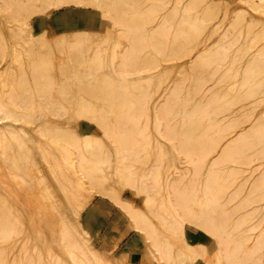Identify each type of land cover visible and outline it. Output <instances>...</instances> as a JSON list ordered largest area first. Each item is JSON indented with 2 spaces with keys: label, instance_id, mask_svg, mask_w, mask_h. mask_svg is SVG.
<instances>
[{
  "label": "rangeland",
  "instance_id": "374dc122",
  "mask_svg": "<svg viewBox=\"0 0 264 264\" xmlns=\"http://www.w3.org/2000/svg\"><path fill=\"white\" fill-rule=\"evenodd\" d=\"M261 3L260 0H156L153 19L147 23V28L140 27L143 31L119 23L121 17L129 20L140 8L139 3L124 0H74L69 4L53 5L49 12H35L27 17V22L24 17V22L21 21V16L18 17L20 21L16 20L17 12L13 10L14 14L11 8L3 10L4 13L1 9L5 7L0 6V12H3L0 13V71L8 67L11 71L13 64L17 68L25 66L21 73L18 70L16 75L9 76L10 72L6 71L5 77L0 78V119L8 116L6 122L2 121L7 123L18 118L22 122L18 124L25 132L18 139L11 135L3 141L0 138V216L13 219L9 225L12 237L0 238V264H165L166 260L168 264H225L226 259H221L220 254L223 255L225 247L229 246L227 237L220 234L219 238L206 232L207 226L199 219L200 211L197 212L202 209L203 213H214V208L217 212L231 209V215L226 214L227 226L232 218L233 221L249 212L250 217L247 216L244 223L242 221L240 229L238 226L233 231L240 230L239 236L246 237L244 246L255 256L252 258L257 259L252 264H258L264 255L263 242L262 249H259L260 245L256 246L259 250L254 249L255 239H259L264 230V183L262 179L259 181L262 178L260 170L264 172V167H260V172H253L250 167L249 173L244 171L243 176L229 178L234 183L246 180L241 189L243 192L237 190L234 199L231 197L234 184L222 190L221 200L215 193H210L212 190L207 191L209 194L202 192L207 190L206 179L212 172L210 160L221 152L226 142L234 139L239 131L250 129L256 121L261 124L262 143L253 145L249 142L252 145L249 151L253 166L264 162V51L261 52L262 48L264 50V15L260 13L263 12ZM11 13L15 20L9 19ZM165 19L166 23L162 22ZM157 30L167 37L160 39ZM150 32L152 36L146 41L147 36L143 34ZM132 46L138 52L133 51ZM170 48L179 52L177 59L169 55ZM207 50L209 53L204 55L205 58L192 65L195 58ZM122 56L125 62L121 61ZM165 58L169 60L163 61ZM146 61H151L153 66L148 68ZM131 63L133 66L128 68ZM174 80L178 81V86ZM106 82L118 89L112 92L109 86L108 92L103 89ZM170 85L174 86L172 90ZM167 87L169 91H177L175 95V90L173 95L168 92L176 99L172 97L174 100L168 101L171 104L166 102L169 106L164 103L163 109L159 100ZM191 89L199 90L195 95ZM110 97L121 100L120 103L126 100L121 103L124 105L117 106L125 107L123 110L118 108L123 113L114 110L113 103L119 101L113 102ZM200 98L208 101L203 103ZM198 100L202 105H210L206 110L203 106L209 113H205L201 125L209 124L207 128L214 131L212 136L218 133L217 130L219 134L224 132L220 135L224 137L221 146L203 161L204 164L197 161V153L191 150V140L185 138L187 140L181 143L184 137L180 136L181 128L178 127L184 123L183 131L191 127L184 119L190 118L193 103L200 105ZM226 101H232V104L225 107ZM179 118L182 123L178 122ZM170 124L173 129L180 128L177 133L170 131ZM226 126L227 130L223 131ZM215 127L218 128L215 130ZM118 128L121 132L128 130L126 135L117 133ZM165 129L169 136L162 133ZM80 135L83 146L76 139ZM86 140L92 143L88 145ZM178 143L182 146H177ZM249 143L247 141V145ZM19 153L20 162L15 167L10 159H18ZM229 164L233 168H247L240 163ZM13 166L19 168L14 174L11 173L15 170ZM191 177L197 182L194 178L189 181ZM254 178L255 181L259 178L256 186L252 183ZM193 192H197V198L202 195L199 198L201 205L196 203L198 209L191 205L195 204L193 201L190 204L188 200L183 202L187 196L189 201L192 200ZM248 192L257 195L256 202L247 201L234 212ZM205 195H211L210 200ZM127 201L130 206L126 205ZM131 206H135L133 212H144L145 218L140 212L138 216H142V220L136 217L129 209ZM189 206L190 212L184 211ZM256 207L260 208V213L254 216L252 212ZM132 216L134 221L138 219L139 225L133 223ZM13 224L18 229L13 228ZM204 226L206 230H203ZM62 227L69 232L72 241H63L65 230ZM152 228H155L154 232ZM238 234L235 239L240 238ZM161 248L167 253L160 254ZM253 249L259 252L258 255L252 252ZM165 255L171 256L172 263Z\"/></svg>",
  "mask_w": 264,
  "mask_h": 264
},
{
  "label": "bare ground",
  "instance_id": "6f19581e",
  "mask_svg": "<svg viewBox=\"0 0 264 264\" xmlns=\"http://www.w3.org/2000/svg\"><path fill=\"white\" fill-rule=\"evenodd\" d=\"M74 0H0V6H2V7H5V9H1L2 11L3 10H10V8H11V12H13L14 14H15V12H17L15 15L17 16V18L18 17H20L21 16V21H23L22 20V18L25 20V22H27L26 20H27V17L29 18V15H32L33 13H35V12H42V13H44V12H47L49 9H50V7H52L53 5H61V4H69L70 2H73ZM127 1H129L130 3H139V6H140V8H139V11H137V12H135L133 15H132V17L129 19V20H127V19H125V18H123V17H121L120 19H119V23H121V24H124L125 26H135V27H137L138 29H140V27L143 29L144 27H146V25H148L149 26V24L151 23V21H152V19H153V13L155 12V9H154V7H153V4H154V2L156 1V0H136V1H134V2H131V0H124V2H127ZM147 2H149V3H151V5L150 4H148ZM262 2V3H261ZM144 3H146V4H148V6L146 7V4H144ZM260 3L262 4V5H260V7L262 6L263 7V9H261V11H263V12H260L259 10V12L262 14V15H264V1H262V0H260ZM143 4H144V6H143ZM150 5V6H149ZM2 7H0V8H2ZM8 7V8H7ZM144 7V8H143ZM15 12H14V11ZM1 11V12H2ZM0 12V13H1ZM4 12V11H3ZM2 12V13H3ZM49 12V11H48ZM5 13V12H4ZM19 13V14H18ZM12 15V13H11V15H10V18L9 19H12V20H15L16 19V17H15V15ZM18 14V15H17ZM5 15V14H4ZM152 15V16H151ZM12 16H14L15 18L13 19V17ZM6 17V18H7ZM12 17V18H11ZM7 18V19H8ZM26 18V19H25ZM8 19V20H9ZM16 20H19V18L18 19H16ZM162 20V19H161ZM20 21V20H19ZM166 21H167V19H165L164 21H162V22H165L166 23ZM169 21V20H168ZM24 22V21H23ZM149 22V24H147ZM254 22H256V21H254ZM253 22V23H254ZM263 22V21H262ZM20 23V22H19ZM173 23V22H172ZM264 23V22H263ZM27 24V23H26ZM170 24V23H169ZM30 25V24H29ZM173 25V24H172ZM26 26V25H25ZM159 26H161V25H159ZM30 28V27H29ZM147 28V27H146ZM159 28V27H158ZM142 29H140L141 31H143ZM149 29V28H148ZM160 30H164V29H162L161 27L159 28ZM264 29V28H263ZM28 30V29H27ZM30 30V29H29ZM160 30H157L158 32L156 33L157 34V36L161 39V38H166V37H164V35L162 36V34H161V32L162 31H160ZM141 31H139V33H141L142 34V32ZM145 31V33H146V31L147 30H144ZM160 31V32H159ZM24 32V31H23ZM29 34L28 35H30V31H27ZM149 32V31H148ZM172 32V31H171ZM143 34L144 36L146 35L147 36V40L146 41H148L150 38H149V36L151 37L152 36V33L150 32V33H148V34ZM175 33V32H174ZM264 33V32H263ZM137 34V33H136ZM141 34H139V37H140V39H141ZM165 34V33H164ZM27 35V38L29 37ZM132 35V34H131ZM135 35V34H134ZM133 35V36H134ZM143 36V37H144ZM145 36V37H146ZM172 36H173V34H172ZM225 36V35H224ZM83 37V36H82ZM81 37V38H82ZM145 37H144V39H145ZM171 37V36H170ZM169 37V38H170ZM30 38H31V35H30ZM30 38H28V39H30ZM80 38V39H81ZM132 38V37H131ZM136 38V37H135ZM135 38H133V39H135ZM172 38V37H171ZM225 38H227V37H225ZM27 39V40H28ZM190 39H192V38H190ZM82 40V39H81ZM80 40V41H81ZM76 41H78V40H76ZM145 41V40H144ZM146 41H145V43H146ZM192 41V40H191ZM74 42V41H73ZM82 42V41H81ZM139 42V41H138ZM27 43V42H26ZM76 43V42H75ZM132 43H134L133 41H132ZM137 43V42H136ZM139 43H141V42H139ZM143 43V42H142ZM79 44H81V43H79ZM167 44H169L168 42L166 43V45ZM172 44V43H171ZM218 43H216V45H217ZM132 45V44H131ZM146 45V44H145ZM173 45V44H172ZM75 46V45H74ZM73 46V47H74ZM168 46V45H167ZM76 47V46H75ZM78 47V46H77ZM82 47V46H81ZM133 47V46H132ZM136 47H138V46H136ZM169 47H170V45H169ZM172 47V46H171ZM175 47V46H174ZM131 48V47H130ZM134 48V50L133 51H137L136 50V48H135V46L133 47ZM132 48V49H133ZM214 48H216L215 46H214ZM84 49V48H83ZM141 49V48H140ZM171 50L173 49V48H170ZM78 50V49H77ZM167 50H169V48L167 49ZM170 50V51H171ZM132 51V52H133ZM173 51V52H172ZM171 51V53H169V55H171L172 57H173V59H177V57H179V55H178V53L179 52H177L176 50H172ZM263 48L261 49V52L263 53ZM138 52V51H137ZM209 53V51L207 50V51H205L204 53H202V54H200V56L199 57H196L195 58V60L193 61V63H192V65H196L198 62H201L202 61V59L203 58H205V56L204 55H207ZM134 54V53H133ZM257 54H261L260 53V51H259V53H258V51H257ZM99 57V56H98ZM123 57V56H122ZM132 57V56H131ZM120 59V58H119ZM122 59H125L124 57L123 58H121V61H122ZM167 60H169L168 58H165V60H163V61H167ZM126 61V60H125ZM125 61H122V62H125ZM120 62V61H119ZM121 62V63H122ZM147 65L146 66H148V68H150V67H152L153 65H152V63H151V61H146L145 62ZM124 64V63H123ZM122 64V65H123ZM15 65H16V62H15ZM133 66V64L131 63V64H129L127 67L129 68V67H131V66ZM145 65V64H144ZM8 66V65H7ZM10 66V65H9ZM17 66V65H16ZM22 66H24V64L22 65ZM22 66H19V68H17V67H14V64H13V66L12 67H10V69H11V71H13V72H11L8 68H5V69H3V70H1L0 71V78H3V77H5V75H4V72H6V71H8V72H10V73H8V75L10 76L11 74H15V72H17L18 70H20V73H21V70L22 71H24V69H25V66L24 67H22ZM21 67V68H20ZM201 67H203V66H201ZM199 70H200V68H199ZM198 70V71H199ZM19 72V71H18ZM148 73V72H147ZM4 75V76H3ZM7 75V74H6ZM7 75V76H8ZM16 75V74H15ZM18 75H19V73H18ZM170 76V75H169ZM178 76V75H177ZM157 77V76H156ZM153 78V77H152ZM179 78H180V76H179ZM178 78V79H179ZM157 79H158V77H157ZM165 79V78H164ZM166 79H167V77H166ZM165 79V80H166ZM168 79H169V77H168ZM167 79V80H168ZM178 79H176V80H178ZM2 80V79H1ZM176 80H174V81H176ZM8 81V80H7ZM164 81V80H163ZM183 81H185V79L183 80ZM107 82H109L110 83V80L109 81H107ZM106 82V83H107ZM178 81H176V82H174V83H176L177 84V86L179 85L178 83H182V81H180V79H179V82L177 83ZM106 83H104L105 85H104V88L103 89H105L106 88V90L109 88V89H111L112 87H113V84L111 85V84H109V83H107V84H109L108 86H107V84ZM160 83H162V80L160 81ZM115 84V83H114ZM176 84H175V88L177 87L176 86ZM174 85V84H173ZM173 85H170L172 88H171V90L174 88V86ZM106 86V87H105ZM109 86H111V88L109 87ZM169 86V87H170ZM115 87V86H114ZM169 87H167L165 90H163L162 91V94L160 95L161 96V99L159 100L160 101V104L161 103H163V104H161V106L163 105L164 107L166 106L165 104H167L168 103V101H171L173 98L172 97H174V99H176L175 98V96H171V95H173L172 94V92L175 90H173V91H171V95L169 94L170 93V91H169ZM181 89L183 88L182 87V85H180L179 86ZM179 87L177 88V90L178 91H180L179 90ZM185 87V86H184ZM191 88V87H190ZM1 89V88H0ZM108 89V92L110 91ZM116 90V89H118L117 88V86L115 87V88H112V92H115L114 90ZM105 90V91H106ZM122 90H123V88H122ZM182 90H184L185 91V89H182ZM191 90H193V89H191ZM197 90H199V89H194L193 90V92L192 93H194L195 95H196V93H198L197 92ZM176 91V90H175ZM108 92H106V93H108ZM112 92H111V94H112ZM169 92V93H168ZM185 92H187V91H185ZM174 93V95H175V93H177V91L176 92H173ZM179 93V92H178ZM182 93H183V91H182ZM182 93H181V95H182ZM188 93V92H187ZM110 94V95H111ZM115 95V94H114ZM171 96L170 98L168 97V96ZM180 94L178 95H176V96H181ZM193 95V94H192ZM112 96V95H111ZM190 96V95H189ZM189 96H187V97H189ZM108 97H109V93H108ZM116 97H117V95H116ZM118 97H119V95H118ZM117 97V98H118ZM183 97V96H182ZM187 97H184V98H186L187 99ZM192 97V96H191ZM115 98V97H114ZM114 98H112L111 99V97H110V99L114 102L116 99H114ZM168 98V99H167ZM195 98V97H194ZM173 99V100H174ZM179 99H182V98H179ZM197 99V98H196ZM4 100V99H3ZM118 101H119V103H117V101L116 102H114L113 104H115V106L117 107V106H119V104L120 105H124V103L123 104H121L124 100H122V102L120 103V101L121 100H119V99H117ZM158 100V99H157ZM193 100V99H192ZM199 100H201V102H203V103H206L208 100H205L204 98L203 99H199ZM198 100V101H199ZM126 101V100H125ZM158 101V102H159ZM180 101V100H179ZM183 101V100H182ZM188 102H189V100H187ZM194 101V100H193ZM197 101V100H196ZM206 101V102H205ZM2 102V101H1ZM0 102V103H1ZM167 102V103H166ZM172 102V101H171ZM200 101H199V103L198 104H200V105H197V104H194L193 103V107H194V109H193V112H192V110L190 111L191 112V115L189 116L190 118H192L191 120H190V118L189 119H187V120H185L184 119V121H186V124H187V126L189 125V123H190V125H191V127L189 126L187 129L185 128L184 130L185 131H183V128H184V125H185V123H184V125H183V127H182V125L181 126H178V127H180L181 128V130H179V129H176V127H174V129L171 127V124H170V126H169V128L171 129L170 131H172L173 132V130L176 132V130H179V133H180V136H183L184 137V139L181 141V143H184V141L185 140H191V144L192 145H190V148H192L191 150L193 151V152H195V153H197V156H198V159H197V161L199 162V163H203V161L205 162V160H208V158L207 157H209V155H211L212 153L214 154L215 152H216V149H218L217 147L218 146H221L220 145V143L223 141V139H224V137H220V135H224V132L223 131H226L227 129V126L226 127H223V134L220 132V134H219V130H217V132L218 133H216V134H218V135H216L215 134V136H212L211 135V132H210V129H208L207 128V126L209 125H207V126H204V124L203 125H201L202 123L200 122L201 120H202V122H203V120H205L204 118H206V117H204L205 116V113L207 114V112L209 113V111H205L206 110V107L209 105V103H208V105H206V104H203L202 105V103H201ZM210 102V101H209ZM232 101H226V102H224V105H225V107H229L232 103H231ZM165 103V104H164ZM179 103V102H178ZM184 103H186V102H184ZM183 103V104H184ZM211 103V102H210ZM231 103V104H230ZM4 104H5V101H4ZM7 104L8 103H6V106H7ZM11 104V103H10ZM168 104H171L170 102L168 103ZM167 104V105H168ZM182 104V105H183ZM188 104V103H187ZM3 105V104H2ZM126 105V104H125ZM128 106H132V104L131 105H129V104H127ZM156 106H157V104H155ZM192 105V104H191ZM114 106V105H113ZM163 106L161 107V108H163ZM169 106V105H168ZM188 107L190 106V105H187ZM205 107V110L203 109L204 107ZM210 106V105H209ZM116 107H114L115 109L114 110H116L117 112L119 111V109H122V108H125L124 106H122L121 108L120 107H117V109H116ZM182 107H184V106H182ZM214 107V106H213ZM119 108V109H118ZM157 108H160V107H157ZM156 108V109H157ZM167 108V107H166ZM190 108H191V106H190ZM164 109V108H163ZM189 109V108H188ZM208 109V108H207ZM123 110V109H122ZM121 110V111H122ZM179 110V109H178ZM211 110V109H210ZM157 111H160L159 109L157 110ZM166 111V110H165ZM169 111V110H168ZM185 110L183 109V112H184ZM187 111V110H186ZM116 112V113H117ZM120 112V111H119ZM180 112H181V110H180ZM120 113H123V111L122 112H120ZM120 113H118V114H120ZM166 113V112H165ZM170 113V112H169ZM171 114V113H170ZM175 114H177V113H175ZM182 114V113H181ZM128 115V114H127ZM164 115V114H163ZM125 116V115H124ZM123 116V117H124ZM164 116H166V115H164ZM168 116V115H167ZM170 116V115H169ZM187 116V117H188ZM207 116V115H206ZM2 117V116H1ZM0 117V118H1ZM8 116H6V118H7ZM118 117H120V116H118ZM117 117V118H118ZM5 117L3 116V120H1L0 122L2 123V121H5L6 120V118L4 119ZM11 118V117H10ZM125 118H126V116H125ZM130 118V117H129ZM157 118V117H156ZM165 118H167V117H165ZM170 118V117H169ZM201 118H203V119H201ZM218 118V117H217ZM120 119V118H119ZM127 119V118H126ZM176 119H177V117H176ZM180 119V118H179ZM178 119V120H179ZM117 120V119H116ZM128 120V119H127ZM173 120V119H172ZM171 120V121H172ZM175 120V119H174ZM177 120V121H178ZM181 120H182V118L180 119V121H178L179 123L181 122ZM189 120V121H188ZM21 122V120H18V118L17 119H12V122H10V121H8L7 123H2V124H0V138H1V140L4 138V139H6V136H13V137H16L17 136V139H18V137L20 136V134H23V133H25L23 130L24 129H22V127H21V125H19L18 124V122ZM123 121V120H122ZM213 121H214V119H213ZM35 122V121H34ZM42 122V121H41ZM40 122V123H41ZM115 122V121H114ZM175 122V121H174ZM192 122V123H191ZM199 122V123H198ZM210 122V121H209ZM22 123V122H21ZM20 123V124H21ZM25 122H23V124H24ZM39 123V124H40ZM43 123V122H42ZM42 123L40 124V125H42ZM116 123H118V121H116ZM119 123H120V120H119ZM171 123V122H170ZM173 123V122H172ZM182 123V122H181ZM195 123V124H194ZM198 123V124H197ZM208 123V122H207ZM206 123V124H207ZM211 123V122H210ZM216 123V122H215ZM220 123H221V121H220ZM22 124V125H23ZM26 124V123H25ZM124 124H126V123H124ZM123 124V125H124ZM174 124V123H173ZM177 124V123H176ZM197 124V125H196ZM201 125V128H206V129H203L204 131H201L202 129L201 128H199L198 127V125ZM217 124V123H216ZM39 125V126H40ZM199 125V126H200ZM220 125V124H219ZM35 126H36V123H35ZM39 126H37V129H39V130H42V129H40V128H38ZM119 126V125H118ZM126 126V125H125ZM165 126V125H164ZM186 126V127H187ZM203 126V127H202ZM24 127V126H23ZM124 127V126H123ZM131 128H132V126H130ZM125 128V127H124ZM167 128V130H168V127H166ZM210 128V127H209ZM216 128H218V127H215V130H216ZM220 128H222V126L220 127ZM231 128H235V125L234 124H232L231 125ZM36 129V128H35ZM34 129V130H35ZM36 129V132H38L39 130H37ZM162 129V128H161ZM225 129V130H224ZM166 129L165 130H163L162 131V133H165V135H168L169 134V132L167 131ZM211 130H213V128L211 129ZM118 131H120L119 130V128H118V130H117V133H120V132H118ZM128 131V130H127ZM127 131H125V132H127ZM161 131V130H160ZM181 131V132H180ZM259 131H261V124H259L257 121L250 127V129H248V130H246V131H244V130H242V131H239L238 132V134H237V136L234 138V139H232L231 141H229V142H226L224 145H223V147L221 148V152H218L217 153V156H214V158L212 159V160H210V165H209V168H210V170L212 171L211 172V174H210V176H209V179L207 178L206 179V181L208 182H206L205 183V187H206V191H205V189H204V185H203V191L204 192H202L203 194H206L205 192H207V191H209V190H212L210 193H215V196H216V198L218 199V200H221L222 198V190L224 189V188H230V187H232L233 186V184L235 185V190L231 193V197L232 196H234V197H232L233 199L237 196V194H238V191L237 190H241L242 189V187H243V184L246 182V180L244 181V180H242V182H238V181H236V183H234L233 181H231V179H230V181H229V178H231V177H234V176H237V177H240V175H245L244 174V171H245V173L246 172H250V170L248 169V168H250V167H252V171L253 172H257V170L259 171L260 170V167H264V162L263 163H261V164H256L255 166H253V164H252V153L249 151L250 150V148L252 147V145L251 144H253V145H256L257 143L259 144H261L262 143V141H261V137L259 136ZM23 132V133H22ZM124 131H122L121 133H123ZM124 132V134L126 135V133ZM120 133V134H121ZM138 133V132H137ZM136 133V134H137ZM171 133V132H170ZM174 133V132H173ZM177 133V132H176ZM214 133V131L212 132V134ZM45 134V133H44ZM128 134V133H127ZM247 134V135H246ZM248 134H250L249 135V137H248ZM42 135H43V132H42ZM51 135V134H50ZM131 135V134H130ZM134 135H135V133H134ZM252 135V136H251ZM120 136H122V135H120ZM128 136V135H127ZM126 136V137H127ZM136 136V135H135ZM142 136V135H141ZM169 136V135H168ZM125 137V136H124ZM130 137V136H129ZM132 137V136H131ZM182 137V138H183ZM82 137H81V135L80 136H77V140H78V144L80 143V145H82V139H81ZM87 138V137H86ZM89 138V137H88ZM87 138V139H88ZM91 138V137H90ZM90 138H89V140H90ZM123 138V137H122ZM121 138V139H122ZM185 138H187V139H185ZM247 138V139H246ZM129 139V138H128ZM91 140H92V138H91ZM127 141V138L126 139H124V141ZM3 141V140H2ZM88 140H86V142H87ZM192 141H193V143H192ZM247 141H248V143L250 144H248L247 145ZM85 142V141H84ZM85 142V143H86ZM128 142H129V140H128ZM133 142V141H132ZM0 143H2L1 141H0ZM88 143V142H87ZM92 143V141L90 142L89 141V143H88V145L89 144H91ZM181 143L179 144L178 143V145L177 146H180L181 145ZM2 145V144H1ZM0 145V146H1ZM4 145V144H3ZM85 145V144H84ZM83 146V145H82ZM182 146V145H181ZM191 146H193V147H191ZM5 147V146H4ZM187 147L189 148V145H187ZM177 148H179V147H177ZM181 148V147H180ZM8 151H11L10 153L12 154V149L10 150H8ZM260 152V151H259ZM3 154H5L4 152H3ZM2 156H4V155H2ZM20 158H21V153H19L18 154V159H17V157H16V159H10L11 160V163H13V165H16L15 167H18V162H20ZM207 158V159H206ZM212 158V157H211ZM4 159V158H3ZM9 159V158H8ZM8 159H7V161L6 162H9L8 161ZM199 159H200V161H199ZM201 160H202V162H201ZM16 162V163H14V162ZM230 162H234V163H240L239 165L241 166V164L242 165H247L246 167L247 168H243L242 166L241 167H239V168H237V167H232V163L231 164H229ZM207 163V162H206ZM204 164V163H203ZM224 165L223 167L224 168H221V166L222 165ZM228 164V165H227ZM220 166V168L219 169H217L219 166ZM225 165H226V168H225ZM252 165V166H251ZM215 166H217V168L215 167ZM238 166V165H237ZM11 167V166H10ZM13 168H14V166H13ZM8 169H10V168H8ZM15 170H12L11 171V173H13L14 174V171L15 172H17V171H19V168L17 169V168H14ZM246 169H248V170H246ZM261 171V175H262V178H260V176H259V178H257V182L259 183V181H261V179L263 180L262 182L264 183V172H262V170H260ZM259 171V172H260ZM263 171H264V169H263ZM252 172V173H253ZM252 173L250 174V175H252ZM239 175V176H238ZM242 175V176H243ZM259 175V174H258ZM241 176V177H242ZM248 176V178H250L249 177V175H247ZM12 177V176H11ZM15 178V177H14ZM189 178V177H188ZM192 178V177H191ZM194 178V177H193ZM193 178L192 179H190L189 181H193ZM18 179H20V178H18V177H16V180H18ZM195 179V178H194ZM200 179V178H199ZM245 179H247V177L245 178ZM258 179H259V181H258ZM130 180H131V178H130ZM176 180H179V179H176ZM188 180V179H187ZM233 180V179H232ZM240 180H241V178H240ZM19 181V180H18ZM173 181V180H172ZM188 181V182H189ZM200 181V180H199ZM253 181L254 182H252L253 183V185L254 186H256V184H257V182L255 181V178L253 179ZM180 182V181H179ZM195 182H197V180L195 179ZM194 182V183H195ZM202 182V181H201ZM239 184H238V183ZM244 182V183H243ZM256 182V183H255ZM169 183H170V181H169ZM191 183V182H190ZM261 183V182H260ZM171 184V183H170ZM174 184H176V183H174ZM174 184H172V185H174ZM179 184V183H178ZM183 184V183H182ZM181 184V185H182ZM185 184V183H184ZM188 184V183H187ZM193 184V183H192ZM129 185V184H128ZM177 185V184H176ZM195 185H197V184H195ZM194 185V186H195ZM207 185V186H206ZM230 185V186H229ZM253 185H251V186H253ZM259 185V184H258ZM257 185V186H258ZM186 186V185H185ZM185 186H182L183 188L185 187ZM193 185H192V187H194ZM253 186V187H254ZM177 187V186H176ZM180 187V186H179ZM186 188H187V186H186ZM185 188V189H186ZM255 188V187H254ZM254 188H253V190H254ZM258 188V187H257ZM179 189V188H178ZM181 189V188H180ZM243 189H244V187H243ZM175 190V189H174ZM182 190H184V189H182ZM181 190V191H182ZM192 190V189H191ZM196 191H197V189H195ZM199 190V189H198ZM185 192H186V190H184ZM200 191V190H199ZM198 191V192H199ZM242 191V190H241ZM255 191H256V189H255ZM178 192H179V190H178ZM184 192V193H185ZM243 192V191H242ZM183 193V192H182ZM193 193L194 194H196V195H193ZM192 194H191V197L193 198H190V199H192V200H190L189 201V199H187L189 196H187L184 200L181 198V200L180 201H182L183 200V202H185L186 203V201L185 200H188L187 202H189V204H190V202L192 203V201H193V203H195V204H191V205H195V207H196V203L197 202H199L197 205L198 206H200L201 204V201L202 200H200L199 198L202 196L201 194V196L199 197L198 196V198H197V192L195 193V192H193ZM199 193H201V192H199ZM251 193V192H250ZM257 193V192H256ZM179 194V193H178ZM207 194H209V192H207ZM233 194V195H232ZM248 195H243V197L240 199V201L238 202L239 204H237L236 206H238V207H235V209H233L234 210V212H235V210H236V212L238 211L237 210V208L239 209H241L242 207H244V205L246 204V202L247 201H249V202H251V203H253V202H256L255 200H256V198H257V195L255 196V194L254 193H252L253 195H251V194H249V192L247 193ZM177 195V194H176ZM175 195V196H176ZM180 196H182V197H185L184 195H182V194H179ZM177 196L178 198L180 197V196ZM205 197H206V199L208 198V197H210L211 198V195H209L208 197L205 195ZM225 197V196H224ZM177 198V201H179V199ZM204 198V197H203ZM202 198V199H203ZM197 199H199L200 201H198ZM205 199V198H204ZM209 199V198H208ZM210 200V199H209ZM176 201V202H177ZM104 201H101V203H103ZM183 202H182V204H183ZM203 202H205V200L203 201ZM206 203V202H205ZM178 204V203H177ZM203 204V203H202ZM126 205H128V206H130L131 204H128V201L126 202ZM185 205V204H184ZM208 206V205H207ZM134 207L135 206H131V207H129V209H131L132 210V208H133V210H134ZM185 207H188V206H185ZM191 206H189V209H187V210H185V208H184V211H189L190 212V210H191V208H190ZM203 207H204V205H203ZM206 207V206H205ZM124 208H127V210H128V207H124ZM197 209H198V207H196ZM196 209V210H197ZM206 209V208H205ZM213 209V208H212ZM211 209V210H212ZM214 209H216V211H214V213L212 212V213H210V215H209V213L206 211L205 213H207L206 214V216H205V213H203V211L204 210H197V212H199V219L200 220H202L203 221V224L204 225H206L207 226V230H206V226H204V228L205 229H203V230H206V232H209L210 234H212V235H214V236H220V234H223L225 237H227L226 239H228L227 241L229 242V246H227V247H225V250L226 251H222V248H224L223 246H222V248L220 249V251L221 252H223V255H222V253L220 254L221 256H222V258L221 259H223V257H224V259H226V260H224V263L225 264H252V263H254V260L256 259H253L252 258V256L253 255H251V253H250V250H247L246 249V246H244V245H246L245 244V240H246V237H244V238H242L243 236L242 235H240V236H242V237H240L239 236V234H242V233H240V232H238V231H240V230H238L237 232L235 231V233H239L238 234V236L241 238H237V239H235V236H237V234L236 235H234L233 233H232V231H233V229L234 228H237L238 226H239V228H237V229H240V227H241V224H242V221H243V223H244V220H246V218H248L247 216H249L248 214H249V212H247V213H245V214H243V215H241L239 218H234V220L232 221V219H231V221H229L230 223H229V225L227 226V224H226V222L228 221V219H227V216H228V214L227 213H230L229 215H231V209H229V210H224V212H221V211H219V212H217V208H214ZM222 209V208H221ZM256 209V211L254 210V212H252L253 214H254V216L259 212L260 213V211H259V209L260 208H255ZM126 209H125V211L128 213V211H127ZM133 210H132V212H133ZM136 211H137V209H135ZM139 210V209H138ZM233 210H232V212H233ZM209 211V210H208ZM213 211V210H212ZM240 211V210H239ZM129 212H130V210H129ZM140 213H144V212H142V211H139ZM137 213V212H133L134 213V215L136 214V217H139L138 215H140V213ZM154 212V211H153ZM217 212V213H216ZM220 212L221 213H223V215H222V217H221V215H219L220 214ZM41 213V212H40ZM157 213V212H156ZM201 213V214H200ZM216 213V214H215ZM225 213V214H224ZM252 213H251V216H252ZM258 213V214H259ZM129 214H131V213H128V215ZM221 217V218H219L218 217V215ZM226 214H227V216H226ZM133 215V214H132ZM143 215V214H142ZM130 216V215H129ZM205 216V217H204ZM208 216V217H207ZM230 217H232V216H230ZM250 217V216H249ZM133 218V216L131 217V219ZM135 218V217H134ZM141 220H142V216L141 217H139ZM145 218V213H144V217H143V219ZM219 218V219H218ZM11 219L12 218H10L9 217V219H8V217H6V216H4V215H1L0 216V238H2V237H4L5 239H6V237L9 235V231H11L12 232V230H11V228L9 227V225H10V223H12L11 222ZM181 219V218H180ZM222 221H221V220ZM227 219V220H226ZM9 220H10V222H9ZM13 220V219H12ZM133 220V223L135 222V223H137L138 221V219H136V221H134V219H132ZM247 220H251V219H247ZM181 221H183L182 219H181ZM202 221H200V223H202ZM249 222V221H248ZM13 223H14V221H13ZM16 223H17V225H18V221H16ZM134 223V224H135ZM139 223V222H138ZM136 224V225H139V224ZM181 223H183V222H181ZM202 224V225H203ZM16 225V224H15ZM14 224H13V228H17V226H15ZM198 225H200V224H198ZM12 226V225H11ZM226 226H227V228H226ZM138 227V226H137ZM63 228V227H62ZM200 228H201V225H200ZM203 228V227H202ZM209 228V229H208ZM18 229V228H17ZM64 230H65V228H63ZM154 229L155 228H152V232H154ZM14 231V230H13ZM63 231V230H62ZM66 231V230H65ZM64 231V233L62 234L64 237V239H63V241L64 240H66L65 242H70V241H72V238L70 237V234H69V232L68 231H66L65 232ZM233 231V232H234ZM247 231V230H246ZM249 231V230H248ZM264 231V230H263ZM262 231V235L264 236V232ZM16 232V231H15ZM15 232H13L14 234H15ZM184 232V231H183ZM244 233H245V231H244ZM244 233H243V235H244ZM11 234V233H10ZM248 234V233H247ZM249 234H251V233H249ZM223 235H222V238H223ZM232 235L234 236V238L232 237ZM262 235H260V236H258V237H260L259 239H255V240H257L256 241V244H255V242H254V244H255V248L254 249H257V250H259V249H262V246H263V243H264V237L262 236ZM9 236H11L12 237V235H9ZM218 236V237H219ZM262 236V237H261ZM220 238V237H219ZM218 238V239H219ZM8 240H9V238H7ZM217 239V238H216ZM225 239V240H226ZM4 240V239H3ZM260 242H259V241ZM2 241V240H1ZM4 241H6V240H4ZM219 242H220V239H219ZM259 244H258V243ZM263 242V243H262ZM4 243V242H3ZM225 243H226V241H225ZM249 243V242H248ZM248 243H247V245H248ZM70 244V243H69ZM155 244H157V243H155ZM261 244H262V246H261ZM65 245V244H64ZM66 245H68L67 243H66ZM185 245V244H184ZM258 245H260V247H259V249L256 247V246H258ZM24 246V245H23ZM33 246V245H32ZM157 246V245H156ZM159 246V245H158ZM157 246V247H158ZM34 247V246H33ZM65 247V246H64ZM68 247V246H67ZM70 247V246H69ZM154 247H155V245H154ZM245 247V248H244ZM22 248V247H21ZM74 248H76L77 249V247L75 246ZM186 248V247H185ZM251 248V247H250ZM22 249H24V251H26V249L25 248H22ZM37 249V248H36ZM69 251L71 250L70 248H67ZM73 249V248H72ZM162 249V248H161ZM254 249L252 250V252H256V251H254ZM35 250V248L33 249V251ZM79 251H80V249H78ZM77 250V251H78ZM158 250V249H157ZM163 251L162 252H160L159 250H158V252L160 253V254H162L163 252L166 254L167 252H166V250H165V248H163L162 249ZM183 250V249H182ZM23 251V250H22ZM29 251V250H28ZM27 251V252H28ZM76 250H75V252H77ZM79 251L77 252L78 254H79ZM183 251H185V250H183ZM66 252V251H65ZM82 252V251H81ZM164 253H163V255H164ZM257 253H259V252H256V254ZM263 253V252H262ZM261 253V254H262ZM28 255L30 254V253H27ZM34 254V253H33ZM50 254V253H49ZM48 254V255H49ZM70 254V253H69ZM73 254H75V253H73ZM189 254V253H188ZM225 254V255H224ZM255 254V253H254ZM36 255V254H35ZM82 255V254H81ZM219 255V256H220ZM258 255V254H257ZM260 255V254H259ZM86 256V255H85ZM166 256V255H165ZM220 256V257H221ZM39 257V256H38ZM37 257V258H38ZM82 257H84V256H82ZM89 257V256H88ZM161 257H162V255H161ZM160 257V258H161ZM192 257V256H191ZM253 257H255V256H253ZM262 258L261 259H259L260 261L262 260V261H264V255L263 256H261ZM30 258V257H29ZM32 258H33V256H32ZM84 258H86V257H84ZM100 258V257H99ZM164 260L163 261H165V258L164 257H162ZM173 258V257H172ZM34 259V258H33ZM51 259V258H50ZM89 259V258H88ZM87 259V260H88ZM166 259H171V256L168 258L167 256H166ZM221 259H219V260H221ZM32 260V259H31ZM41 260V259H40ZM40 260H38V261H40ZM52 260V259H51ZM85 260V259H84ZM162 260V259H161ZM222 260V261H223ZM257 260V259H256ZM256 260H255V262H256ZM30 261V260H29ZM50 261V260H49ZM59 261V260H58ZM83 261V260H82ZM222 261H220L221 263H222ZM260 261L259 262H257L258 264H260ZM25 262H27V261H25ZM85 262V261H84ZM0 263H2L1 262V260H0ZM28 263V262H27ZM31 263V262H30ZM32 263H33V261H32ZM40 263V262H39ZM171 263H172V259H171ZM34 264H35V262H34ZM37 264V263H36ZM42 264V263H41ZM61 264V263H60ZM165 264H168V262H167V260L165 261ZM172 264H174V262L172 263ZM261 264H264V263H261Z\"/></svg>",
  "mask_w": 264,
  "mask_h": 264
}]
</instances>
